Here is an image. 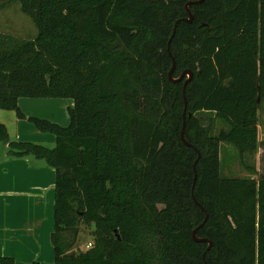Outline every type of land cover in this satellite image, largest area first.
I'll list each match as a JSON object with an SVG mask.
<instances>
[{
    "label": "trees",
    "instance_id": "trees-1",
    "mask_svg": "<svg viewBox=\"0 0 264 264\" xmlns=\"http://www.w3.org/2000/svg\"><path fill=\"white\" fill-rule=\"evenodd\" d=\"M197 1L0 0L37 31L0 32V110L55 146L10 141L2 124L0 143L56 172L53 264H264V177L220 173L221 143L258 148L264 0ZM169 53L172 78H190H168ZM20 98L71 99L69 125L26 118ZM81 224L93 243L75 253Z\"/></svg>",
    "mask_w": 264,
    "mask_h": 264
},
{
    "label": "crops",
    "instance_id": "crops-1",
    "mask_svg": "<svg viewBox=\"0 0 264 264\" xmlns=\"http://www.w3.org/2000/svg\"><path fill=\"white\" fill-rule=\"evenodd\" d=\"M26 118L45 120L61 127L70 123L71 99L20 98ZM10 141L55 146V136L39 132L15 112L0 110ZM56 172L41 160L12 158L0 143V257L15 264H53L50 236L54 227V183Z\"/></svg>",
    "mask_w": 264,
    "mask_h": 264
},
{
    "label": "rangeland",
    "instance_id": "rangeland-1",
    "mask_svg": "<svg viewBox=\"0 0 264 264\" xmlns=\"http://www.w3.org/2000/svg\"><path fill=\"white\" fill-rule=\"evenodd\" d=\"M0 32L23 39H33L37 34L33 22L22 13L19 3H11L0 9ZM225 128L219 121H215L213 134L217 135L221 129ZM258 138L257 150L244 155H240L231 144H220L222 177L252 179L264 177V104H261L258 110ZM78 230L79 235L73 248L75 253L86 251L88 245L93 243L92 226L81 224Z\"/></svg>",
    "mask_w": 264,
    "mask_h": 264
},
{
    "label": "water",
    "instance_id": "water-1",
    "mask_svg": "<svg viewBox=\"0 0 264 264\" xmlns=\"http://www.w3.org/2000/svg\"><path fill=\"white\" fill-rule=\"evenodd\" d=\"M202 1H203V0H199V1L195 2L194 4L201 3ZM190 4H191V3H187L186 6H185L186 9H187V11H188V6H189ZM188 17H189V19H187L186 21L190 22V21L193 19V16H192V14H191L189 11H188ZM177 23H178V21H177V22L175 23V25H174L173 33H172V34L175 33V29H176V25H177ZM172 36H173V35H172ZM170 40H171V39H170ZM169 43H170V41H169ZM169 43H168V46H169ZM168 50H169V49H168ZM169 55H170V53H169ZM170 56H171V55H170ZM171 59H172V66H171V69H170V71H169V73H168V78H169L171 81H173V82H179V81L183 80V78H184L185 76H187V79L190 78L191 74H190V72H188V71H184V72L180 75L179 78H176V79H175V78H172V72H173L174 67H175V61H174V59L172 58V56H171ZM185 86H186V81L184 82V85H183V93H184V91H185ZM185 104H186V103H185ZM182 115H183V125H182V129H181V133H180V138L182 139L183 143H185V144H187L188 146H190V145L186 142V140L184 139V136H183V134H184V127H185V109H184ZM189 116H190V115H189ZM197 153H198V158H197V160H198L199 157H200V154H199V152H197ZM197 160H196V162H197ZM196 162H195L194 165H193L194 172H195ZM195 179H196V173H195V175H194L193 184H194V182H195ZM192 235H193L194 239L198 240V239L196 238V236H195V231H193ZM201 241L207 242L206 239H201ZM207 243H208V248H209L210 245H211V243H210V242H207ZM203 258H204V255H203Z\"/></svg>",
    "mask_w": 264,
    "mask_h": 264
},
{
    "label": "built area",
    "instance_id": "built-area-1",
    "mask_svg": "<svg viewBox=\"0 0 264 264\" xmlns=\"http://www.w3.org/2000/svg\"><path fill=\"white\" fill-rule=\"evenodd\" d=\"M91 247V244L88 245L87 249Z\"/></svg>",
    "mask_w": 264,
    "mask_h": 264
}]
</instances>
